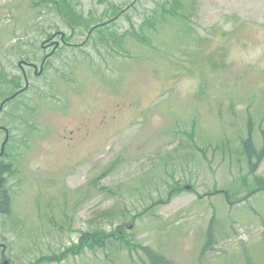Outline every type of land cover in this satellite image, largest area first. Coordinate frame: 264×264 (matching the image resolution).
<instances>
[{"label": "rangeland", "instance_id": "1", "mask_svg": "<svg viewBox=\"0 0 264 264\" xmlns=\"http://www.w3.org/2000/svg\"><path fill=\"white\" fill-rule=\"evenodd\" d=\"M5 195L0 264H264V0H0Z\"/></svg>", "mask_w": 264, "mask_h": 264}, {"label": "trees", "instance_id": "2", "mask_svg": "<svg viewBox=\"0 0 264 264\" xmlns=\"http://www.w3.org/2000/svg\"><path fill=\"white\" fill-rule=\"evenodd\" d=\"M244 149L250 157H252V156L256 157L257 155L259 156V154L257 153V151H256V149H255V147L252 144L250 139H248L244 142ZM9 205H10V203H9L8 196L5 195V199L0 204V210L2 212H8L9 211ZM214 226H215L214 222H211V224L209 225L208 232H207V241L204 245V251L209 249L215 240V238H214ZM105 236H106L105 233L98 232V233H96L95 239H93V242H97L98 239L103 238V241H101L102 243H100L103 245V243L105 241L107 242L108 239L110 238V236H107V237H105ZM83 241H84V239H83ZM144 252H145V255L148 259L147 264H175L166 255H164L163 253L153 249L152 247H145Z\"/></svg>", "mask_w": 264, "mask_h": 264}, {"label": "water", "instance_id": "3", "mask_svg": "<svg viewBox=\"0 0 264 264\" xmlns=\"http://www.w3.org/2000/svg\"><path fill=\"white\" fill-rule=\"evenodd\" d=\"M4 264H8V262L5 260V261H4Z\"/></svg>", "mask_w": 264, "mask_h": 264}]
</instances>
